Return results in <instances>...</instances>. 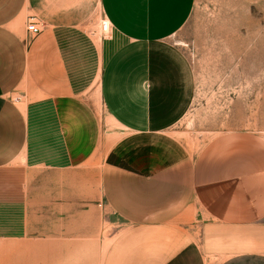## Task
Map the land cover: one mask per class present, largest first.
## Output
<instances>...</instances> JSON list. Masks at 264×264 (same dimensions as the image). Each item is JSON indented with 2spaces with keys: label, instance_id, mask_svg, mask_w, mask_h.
Listing matches in <instances>:
<instances>
[{
  "label": "crops",
  "instance_id": "crops-1",
  "mask_svg": "<svg viewBox=\"0 0 264 264\" xmlns=\"http://www.w3.org/2000/svg\"><path fill=\"white\" fill-rule=\"evenodd\" d=\"M195 4L0 0V264H62L105 210L125 228L102 264H264V139L195 150L174 131L195 99L174 41Z\"/></svg>",
  "mask_w": 264,
  "mask_h": 264
},
{
  "label": "rangeland",
  "instance_id": "rangeland-1",
  "mask_svg": "<svg viewBox=\"0 0 264 264\" xmlns=\"http://www.w3.org/2000/svg\"><path fill=\"white\" fill-rule=\"evenodd\" d=\"M110 34L103 35L101 27L96 34L104 49L94 77L114 49L108 47ZM174 41L189 56L196 79L194 103L176 126L177 136L195 150L232 131L264 139V0H196L190 20ZM102 222L88 231L80 226L79 240L62 264H102L125 228L106 210ZM21 245L8 249L22 250Z\"/></svg>",
  "mask_w": 264,
  "mask_h": 264
},
{
  "label": "built area",
  "instance_id": "built-area-1",
  "mask_svg": "<svg viewBox=\"0 0 264 264\" xmlns=\"http://www.w3.org/2000/svg\"><path fill=\"white\" fill-rule=\"evenodd\" d=\"M111 28L112 27H111L110 22L108 21L102 22L101 31L103 35L110 33ZM27 30L32 36L36 37V36H39L43 32V27H42V24L39 23V21L36 18H31L28 22Z\"/></svg>",
  "mask_w": 264,
  "mask_h": 264
}]
</instances>
